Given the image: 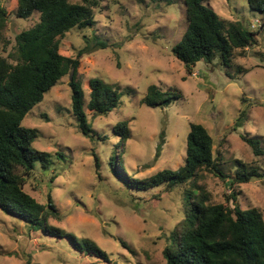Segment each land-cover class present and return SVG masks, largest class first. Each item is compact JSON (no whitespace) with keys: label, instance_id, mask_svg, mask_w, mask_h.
<instances>
[{"label":"rangeland","instance_id":"374dc122","mask_svg":"<svg viewBox=\"0 0 264 264\" xmlns=\"http://www.w3.org/2000/svg\"><path fill=\"white\" fill-rule=\"evenodd\" d=\"M172 2L102 0L93 27L75 28L60 39L69 57L88 49L77 73L86 103L85 84L93 78L122 93L121 104L111 113H88L93 130L89 136L70 111V74L24 121L39 130L34 146L52 159L47 171L37 167L25 190L46 206L51 197L57 215L48 216L49 225L93 240L108 259L81 254L0 209V264H166L163 250L182 217V189L128 187L109 161L115 151L126 175L140 180L166 168L176 170L185 163L191 122L203 124L213 136L218 167L226 175L205 171L198 181L212 202L226 203L235 189L242 209L259 207L264 214V176L228 186L237 170L264 173V14L252 11L247 0H207L222 19L256 32L257 44L245 53L237 50L230 66L218 58L201 60L190 72L173 52L187 28L186 7L183 0ZM0 4L12 11L16 0ZM38 18V12L27 20L13 12L4 30L10 44H1L0 54L14 51L16 35ZM99 40L108 46L100 47ZM152 84L181 96L167 107H150L143 99ZM243 109L247 116L237 127ZM122 121L128 122L130 136L119 146L120 135L113 128ZM243 135L259 142L258 153Z\"/></svg>","mask_w":264,"mask_h":264},{"label":"trees","instance_id":"16d2710c","mask_svg":"<svg viewBox=\"0 0 264 264\" xmlns=\"http://www.w3.org/2000/svg\"><path fill=\"white\" fill-rule=\"evenodd\" d=\"M183 1L188 24L173 52L190 72L201 60L213 62L218 58L221 64L230 66L237 50L244 52L257 44L256 32L240 22L222 19L206 5L207 0ZM247 1L252 11L264 14V0ZM101 3L102 0H16L12 11L0 4V45L3 47L10 44L4 30L13 12L26 20L39 13L33 26L16 35L14 51L0 54V209L25 221L34 230L66 241L81 254L107 260L108 254L93 240L78 238L74 233L49 225L48 216L57 215L51 197L46 206L24 188L38 166L47 171L52 163L48 152L34 146L39 130L25 126V118L64 76L70 74V111L84 135L89 136L93 131L88 113L109 114L122 102L119 89L93 78L85 84L89 92L86 103L77 73L81 57L88 49H80L76 57H69L60 45V39L71 30L95 25V11ZM98 44L102 48L108 46L100 40ZM180 96L152 84L143 103L167 107ZM246 116L247 111L243 109L237 127L243 125ZM113 129L120 135L117 144L124 146L130 136L128 122H119ZM242 138L258 153V141L244 135ZM186 145L182 166L176 170L163 169L144 180L128 177L115 151L109 161L114 173L128 187L140 191L161 186L182 189V217L171 228L163 250L166 264H264L263 211L259 207L242 209L235 189L227 195L226 203H213L211 193L198 183L205 171L226 178L214 154V138L203 124H189ZM263 176L264 173L254 169L237 170L235 177L228 180V186ZM123 244L127 246L124 241Z\"/></svg>","mask_w":264,"mask_h":264}]
</instances>
